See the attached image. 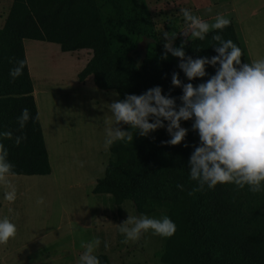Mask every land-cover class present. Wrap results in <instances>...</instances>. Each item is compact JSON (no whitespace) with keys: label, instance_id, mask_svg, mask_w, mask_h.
<instances>
[{"label":"trees","instance_id":"1","mask_svg":"<svg viewBox=\"0 0 264 264\" xmlns=\"http://www.w3.org/2000/svg\"><path fill=\"white\" fill-rule=\"evenodd\" d=\"M6 25L0 29V132L11 130L13 138L2 140L14 165L13 176H47L52 172L42 124L33 96V82L28 70L24 41L37 40L59 44L62 51L93 50V58L79 74V80L93 75L95 85L105 91L114 90L122 101L135 91L159 86L162 94L176 99L181 106L182 88L173 87V73L183 84L194 86L215 75L216 67L206 66V76L188 81L179 64L155 68L148 55L137 53L148 38L142 30L131 27L137 44L119 49L116 26L119 21L133 25L135 0H12ZM115 26H112V25ZM119 30V28H118ZM214 35L232 40L246 52L233 23L223 30H213L193 47V59L213 57L217 53ZM192 50V49H191ZM149 48L147 49V52ZM164 49L158 50L160 56ZM17 60H24L23 74L13 79L9 73ZM28 108L30 119L21 130L18 117ZM38 117V118H37ZM150 122H153L150 120ZM165 128L147 137L125 125L132 141H115L110 146L114 156L107 165L105 177L98 180L95 194H111L118 204L132 201L137 210L151 201L172 204L170 219L176 232L168 238L163 254L165 264H264V182L258 193L249 186L218 184L189 195L198 182L190 179L189 160L200 145L199 134L192 130L193 120L181 121L188 130L177 146L163 144L171 137ZM26 137L19 145L15 137ZM177 185H183L181 190Z\"/></svg>","mask_w":264,"mask_h":264},{"label":"rangeland","instance_id":"2","mask_svg":"<svg viewBox=\"0 0 264 264\" xmlns=\"http://www.w3.org/2000/svg\"><path fill=\"white\" fill-rule=\"evenodd\" d=\"M230 2L238 6L235 10L236 21L245 36V46L250 55L239 36L246 52V62L264 59L263 1ZM134 3L136 17L133 25L126 26L121 21L115 24L117 46L119 49L128 50L131 45L137 44L139 41L136 35L129 32L131 27H137L148 38L140 45L137 53L140 56L148 55L147 60L154 61L155 68L162 67V64L169 66L181 62L170 53L166 60L162 59L163 56L157 52L164 49L163 34L166 32L177 34L172 47L178 48L183 43L186 56L192 57V45L199 39L191 37L180 13L181 8L189 9L210 24L218 14L228 18L230 23H235L231 21L232 15L213 6L211 0H135ZM12 5V0H0V29L5 27ZM234 26L237 28L235 24ZM183 33H187V37ZM44 48L46 47H41V50ZM36 50V61L42 56L46 57L42 65L48 76L50 73L47 65L56 75L60 71L68 70L67 58L72 64L74 62L71 57L75 55L88 63L93 58V50L82 49L75 51L73 56L69 54L66 57L62 54L61 58H54V63L49 65L48 58L51 57L47 53L50 50ZM104 91L100 89L98 93ZM108 93L109 99L106 100L104 96L84 98L76 92L68 110L62 108L65 101L63 97H51L48 103L54 110L51 111L49 123L53 127L51 133L54 132V141L58 140L60 148L58 154H54L51 149L53 174L10 176L9 181L16 189L14 202L5 200V193L10 189L0 184V203L6 202L0 219L7 217L17 227L15 238L5 245L9 251V264H80V256L86 250L81 247V242H91L94 238L101 241L93 253L100 264H165L163 254L169 237L155 235L149 230L142 233L139 240L125 244L122 243L125 237L120 233L118 225L124 223L128 216L170 218V202L151 201L144 208V212H140L132 201L126 200L118 204L111 194L96 195L92 192L96 185L94 179L103 178L105 175L106 168L101 166L103 160L108 165L114 158L110 146L105 147L107 130L118 127L125 131V124H116L109 107L112 102L119 100L118 93L114 90ZM135 93L141 95L145 91L141 88ZM41 199L43 203H38ZM105 242L109 245L107 249L104 247Z\"/></svg>","mask_w":264,"mask_h":264},{"label":"clouds","instance_id":"3","mask_svg":"<svg viewBox=\"0 0 264 264\" xmlns=\"http://www.w3.org/2000/svg\"><path fill=\"white\" fill-rule=\"evenodd\" d=\"M185 23L192 38L204 40L206 34L213 30H223L230 20L223 15H217L213 23H208L194 15L189 9L181 8ZM187 37V33H183ZM177 34L164 33V55L167 59L170 53L181 61L178 65L188 81L206 76V66L216 67L215 75L206 82L194 86L191 82L183 84L178 73L172 74V85L182 88L179 98L181 106L177 109L176 99L162 94L157 86L141 95H127L124 100L114 101L109 107L116 124H125L137 134L147 137L158 129L165 128L171 137L163 144L180 145L188 130L181 127V121L193 120L192 130L198 132L200 145L195 147L190 156V179L197 181L199 187L194 188L189 195L202 191L207 185L209 189L218 184L234 183L239 188L249 186L250 191L258 193L264 182V59L242 63V50L232 40H225L221 35H214L217 42L214 47L216 56L193 59L186 56L184 44L172 47ZM16 66L9 75L16 79L23 74L24 60H17ZM28 108H24L18 117L22 130L30 119ZM38 118V117H37ZM153 121V122H150ZM13 132H0V141L12 139ZM26 137H15L19 145ZM133 134L118 127L107 130L105 147L115 141H132ZM9 152L3 142H0V184L10 190L5 193V200L14 202L16 189L10 183L9 177L15 175L14 165L8 159ZM183 190V185H177ZM38 203H43L39 200ZM119 226V231L125 239L122 243L139 240L142 233L152 230L155 235L171 237L176 232L175 223L167 216L160 219L145 215L128 216ZM17 227L7 217L0 219V245H6L15 238ZM99 238L91 242H81L86 250L80 256V264H100L94 255V250L100 245ZM104 247H109L105 242Z\"/></svg>","mask_w":264,"mask_h":264},{"label":"crops","instance_id":"4","mask_svg":"<svg viewBox=\"0 0 264 264\" xmlns=\"http://www.w3.org/2000/svg\"><path fill=\"white\" fill-rule=\"evenodd\" d=\"M211 1L213 6L222 8V10L226 11V13L233 16L231 21L235 22L234 24L237 26L236 31L238 33V36H240L245 46V42H244L245 36H243V33L241 32L239 25L236 21L235 10L238 8V6L235 3L230 2V0L228 2H223V0H211ZM262 1L264 4V0ZM41 47H46V48H44V50H41ZM24 48H25V54L28 64V70L33 82V96L35 98L36 105L38 108V113L40 116V121L44 133V139L52 167V172L50 175H52L54 171L52 166L51 149L54 152V154H58L60 152V148L57 142L58 140L56 139V141H54L55 139L54 132L52 131L53 133H51L53 127L52 124L49 123V121H50V117L52 116L51 111L54 110V107L52 105H49L48 102H50L52 98L60 99L61 97H63L65 101L62 105V108L68 110L70 107V101L72 99L74 100L76 97V92L79 95L83 96L84 98L91 99L92 97L100 98L104 96L106 100L109 99V93L108 91H104V90H103L104 92L98 93V90L100 89H98V87L95 85L93 75L88 76L84 82H81L79 80V74L86 68V66L88 65V61H84V59H78L79 56L77 55L71 57L73 59L74 64H72L70 59L67 58L68 70L60 71L59 73H56V75L54 71L50 70V66L47 65L46 67L48 68V71L50 73L49 76L48 73L44 72L45 69H43V65H42L44 64L43 59H46V57L42 56V58L40 57L38 61H36L37 59L34 58L35 52H37L36 49L41 50L43 52L45 51V49H49L50 52L47 53L48 57L49 56L51 57L48 58L50 62L49 65H52L54 63L53 62L54 58L56 57L61 58L62 54L67 57V55L69 54L72 55L75 51L64 52L62 51L61 46L59 44L50 43L46 41H37V40H25ZM245 48L248 53V49L246 46ZM100 94L102 95L100 96ZM105 162L106 160L105 161L103 160V163L101 164L103 169L107 168V163L105 164ZM105 174H106V169H105ZM103 178H95L94 183L97 185L98 180H101ZM96 185L94 186V189L96 188ZM94 189L92 190V192L94 191ZM96 195H100V194H96ZM5 207H6V202H1L0 213ZM8 253L9 251L8 249H6L5 245H0V264H9Z\"/></svg>","mask_w":264,"mask_h":264}]
</instances>
